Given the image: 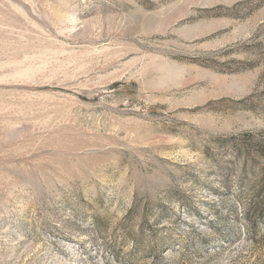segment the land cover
Wrapping results in <instances>:
<instances>
[{"label":"rangeland","instance_id":"obj_1","mask_svg":"<svg viewBox=\"0 0 264 264\" xmlns=\"http://www.w3.org/2000/svg\"><path fill=\"white\" fill-rule=\"evenodd\" d=\"M0 264H264V0H0Z\"/></svg>","mask_w":264,"mask_h":264}]
</instances>
